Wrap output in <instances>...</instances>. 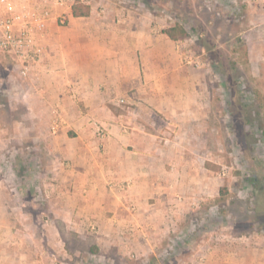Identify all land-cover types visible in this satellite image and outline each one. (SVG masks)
<instances>
[{
	"label": "crops",
	"instance_id": "0c3cea01",
	"mask_svg": "<svg viewBox=\"0 0 264 264\" xmlns=\"http://www.w3.org/2000/svg\"><path fill=\"white\" fill-rule=\"evenodd\" d=\"M69 3L53 6L33 79L15 73L0 89L8 99L0 103V158L44 160L40 169L0 168V264H53L86 251L100 264H264L263 236L234 230L228 202L216 201L224 178L186 159L163 130L185 109L186 91L174 100V86L189 82L175 40L132 9L100 1L75 17ZM257 14L249 0L241 34L249 61L261 66ZM206 90L203 103L204 88L196 89L194 111L213 127L218 108Z\"/></svg>",
	"mask_w": 264,
	"mask_h": 264
},
{
	"label": "rangeland",
	"instance_id": "374dc122",
	"mask_svg": "<svg viewBox=\"0 0 264 264\" xmlns=\"http://www.w3.org/2000/svg\"><path fill=\"white\" fill-rule=\"evenodd\" d=\"M100 1L148 16L155 32L174 25L188 30L185 41H174L175 55L189 75L188 83L174 86V100L180 101L177 96L180 89L186 91L182 97L185 109L173 114L175 127L164 126L163 130L167 131L166 137L176 140L186 159L194 157L200 169L210 168L215 176L224 178L219 184L227 193H221L216 201L228 202L224 210L228 209L229 218L236 222L234 230L246 236L258 233L264 238V64L251 63L244 48L246 39L241 32L246 29L249 0H70L69 4L73 7L80 2L98 8ZM251 1L259 11L256 19L262 14L264 27V0ZM64 16L58 20L62 30L70 24L66 12ZM258 72L260 76L255 75ZM14 74L10 59L0 51V89L7 86V79ZM204 75L207 81L204 78L200 81L199 77ZM198 87L204 88L202 102L207 99L209 89L218 108L207 121L216 124L213 127L202 125L205 121L200 125L202 121L196 117ZM7 101L0 91V103ZM36 157L34 161L29 155L26 160L16 161L11 154L6 159L0 158V168L14 169L16 163L25 170L43 168L44 160ZM101 259L86 251L81 256H58L53 264H100ZM134 262L139 264L141 260Z\"/></svg>",
	"mask_w": 264,
	"mask_h": 264
},
{
	"label": "built area",
	"instance_id": "2783aa9c",
	"mask_svg": "<svg viewBox=\"0 0 264 264\" xmlns=\"http://www.w3.org/2000/svg\"><path fill=\"white\" fill-rule=\"evenodd\" d=\"M68 0H0V51L11 61L17 76L32 80L36 67L45 59V45L41 41L49 21L53 17V6L64 5ZM199 63V61H195ZM120 104H128L125 98ZM54 113L57 114L56 110ZM97 132L104 135L108 130L96 121ZM57 125H53V130ZM59 264V263H55Z\"/></svg>",
	"mask_w": 264,
	"mask_h": 264
},
{
	"label": "trees",
	"instance_id": "16d2710c",
	"mask_svg": "<svg viewBox=\"0 0 264 264\" xmlns=\"http://www.w3.org/2000/svg\"><path fill=\"white\" fill-rule=\"evenodd\" d=\"M91 12L90 5L84 3H76L72 7V13L75 17L88 16ZM173 40H184L189 36L188 30L181 25L171 26L163 31ZM222 194H226V189H221Z\"/></svg>",
	"mask_w": 264,
	"mask_h": 264
}]
</instances>
